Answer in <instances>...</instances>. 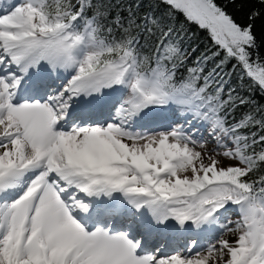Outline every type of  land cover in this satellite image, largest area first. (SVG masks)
I'll return each instance as SVG.
<instances>
[{
    "label": "snow or ice",
    "instance_id": "6c2138e0",
    "mask_svg": "<svg viewBox=\"0 0 264 264\" xmlns=\"http://www.w3.org/2000/svg\"><path fill=\"white\" fill-rule=\"evenodd\" d=\"M255 4L0 7V264H264Z\"/></svg>",
    "mask_w": 264,
    "mask_h": 264
},
{
    "label": "trees",
    "instance_id": "16d2710c",
    "mask_svg": "<svg viewBox=\"0 0 264 264\" xmlns=\"http://www.w3.org/2000/svg\"><path fill=\"white\" fill-rule=\"evenodd\" d=\"M133 0H108V3L112 7V12L115 14L117 11L121 9H126L128 4L132 3ZM219 4L222 6L226 5V11H228L233 17L236 19L238 23H246V16L248 11L253 7H260L259 5L255 4V0H235V3L230 2V0H217ZM148 0H144V5L142 7V11L146 9ZM123 15H126V11L122 12ZM261 21L256 22V32L259 35L261 31ZM191 40L185 44V47L189 48L192 47L197 48V52L195 55H198L199 52L204 50V47L207 41V33L199 31L195 28H192L190 33ZM262 55H264V50H262Z\"/></svg>",
    "mask_w": 264,
    "mask_h": 264
},
{
    "label": "bare ground",
    "instance_id": "6f19581e",
    "mask_svg": "<svg viewBox=\"0 0 264 264\" xmlns=\"http://www.w3.org/2000/svg\"><path fill=\"white\" fill-rule=\"evenodd\" d=\"M6 1H8V0H6ZM4 3H5V0H3L2 3H0V7H2L4 5Z\"/></svg>",
    "mask_w": 264,
    "mask_h": 264
},
{
    "label": "rangeland",
    "instance_id": "374dc122",
    "mask_svg": "<svg viewBox=\"0 0 264 264\" xmlns=\"http://www.w3.org/2000/svg\"><path fill=\"white\" fill-rule=\"evenodd\" d=\"M8 2H9V0H8V1H6V0H5V3H4V5H3V6H6Z\"/></svg>",
    "mask_w": 264,
    "mask_h": 264
}]
</instances>
